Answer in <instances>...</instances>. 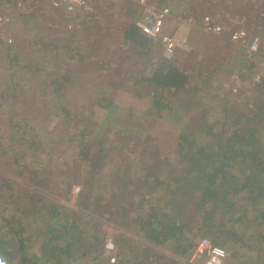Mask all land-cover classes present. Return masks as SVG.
Masks as SVG:
<instances>
[{
    "label": "trees",
    "instance_id": "obj_1",
    "mask_svg": "<svg viewBox=\"0 0 264 264\" xmlns=\"http://www.w3.org/2000/svg\"><path fill=\"white\" fill-rule=\"evenodd\" d=\"M219 1L203 0V5L198 4L190 9L198 13L190 15L198 14L195 17H199L208 14L219 18L224 14L219 8ZM236 1L234 5L238 6L239 0ZM0 2L11 3V0ZM192 2L193 0H177L175 4L187 7ZM242 3L264 9V0H242ZM96 14L100 17L108 15L106 10L102 14ZM94 17V25H91L89 33L93 34L97 42L91 43L92 39H89L90 35H86L83 27L78 30L77 37L83 36L84 40L78 41L74 53L71 52L69 59L75 62L73 67L80 69L79 66L85 65L87 60L99 62L103 70L99 65L93 64L84 69H90L88 74L95 69L109 77L118 75L116 73L126 75L136 64L137 74L126 75V79L137 89L136 97L149 98L151 108L159 115V124L171 123L174 126L169 125L176 131L171 155L160 160L162 163L159 167L167 166V170L158 174L157 171L150 173L144 169V179L141 180V184L146 187H151V183H154L153 187L166 183L167 193L157 198L150 196L123 200L125 207L118 208L124 212L119 211L115 215L121 222L120 228L146 244H139L126 235L118 236L114 245L117 252H120L121 259L118 258L115 264H185L181 261H189L193 257L197 241L203 238L217 247L231 251L230 264H234V261L236 264H264V100L255 99L251 108L244 106L241 107L243 109L233 106V102L217 104L212 110L201 107L205 102L200 94L204 91L206 80L194 83V75L178 65L179 62H162L159 44L142 34L134 24L125 22L118 26L121 32L118 28H114V31L112 27L107 29L101 26L102 23L109 24L107 18L99 20ZM260 17L263 15L247 18V28L261 31L264 42V19ZM40 43L42 46L52 47L43 40ZM218 47L219 45L216 49ZM58 48L65 49L62 48L61 41L60 44L56 42V49ZM9 58L11 61L9 60L7 68L11 72L18 58L12 54ZM47 59L49 64L55 61L54 58ZM244 61L245 71L252 76L257 71L256 64L247 65L246 62L250 61ZM111 62L116 63V68L108 66ZM39 68L31 66L26 70L34 72L31 76H37L39 72L45 73L41 77L44 78L47 92L45 98H49L43 104L46 112L55 107H59L60 111L64 110L63 104L74 100L70 98V90L64 86L63 81L56 82L50 76L48 68ZM7 85V80L0 85L1 108L6 101L13 103L18 99V89L14 85ZM254 86L255 92L264 90V74ZM30 92L26 89V97ZM191 92L194 93V98L191 96L192 99L184 103V97ZM106 99L99 95L97 101L91 103L87 113L75 104L74 109L78 113L62 112L65 113L66 122L74 125L73 138L70 140L74 155L68 161H72L76 167L73 169L76 175L70 180L81 179L83 183L84 194H81L77 202L82 211L89 209L88 201L92 197L89 191L93 190V183H97L102 177V172L108 168L110 181L113 182L118 174L116 167H107L110 162L105 166L94 165V160H104L101 152L103 145L97 142L104 127L93 121V112L97 106L104 107L102 104L107 102ZM197 105L202 112L194 116L193 110ZM26 106L24 104L22 108L23 118L19 116L24 120L23 126L18 123L20 121L17 117L6 124L9 129L14 130L10 139L19 146L14 152H21L18 156H13L14 152L11 155L13 167L16 168L15 176L27 178V183L36 189H51L54 185L47 182L48 161L41 152L44 150L43 146L35 143L40 139L31 137L28 132L29 114ZM170 112L176 116L171 120L168 119ZM75 121L81 124L75 125ZM142 129L145 128L125 126L121 130L126 134L140 133L143 137L145 131ZM4 141L0 139L1 143ZM5 155L0 150V163L4 162ZM170 174L173 177L166 179ZM0 182V264H81L85 258L88 264H110L108 259H104L106 237L103 238L99 232L90 237L82 227L84 218L80 213L41 196L32 198L31 204L27 205L23 187L20 188L24 198H21L19 204H22L21 211L13 212L11 202L16 185L3 177H0ZM67 184L68 181H62L57 186L61 188ZM28 192L31 193L30 190ZM112 209L115 211V208ZM36 223L39 225L38 229L35 228ZM155 248L164 249L172 257L163 255ZM195 261L196 264H201L202 258Z\"/></svg>",
    "mask_w": 264,
    "mask_h": 264
},
{
    "label": "rangeland",
    "instance_id": "obj_2",
    "mask_svg": "<svg viewBox=\"0 0 264 264\" xmlns=\"http://www.w3.org/2000/svg\"><path fill=\"white\" fill-rule=\"evenodd\" d=\"M52 1L11 0V3L4 2L1 5V11L8 13L12 18V24L7 33L12 40V44L4 47L2 42L4 38L0 36V85L7 80L9 82L8 87L14 85L16 90L18 89V92H16L18 99L16 98L13 103L6 101L5 106L3 108L0 107V139L5 140L3 143L0 142V150L6 153L3 159L4 162L0 163V177L9 179L16 185L13 192L14 199L11 202L13 204L12 211H21L20 207L22 204L20 206L19 204L23 197L21 196L20 191L22 190L20 188L23 187L24 192H26L24 198L27 199V201L25 200L27 205L31 204L32 198L35 199L41 196L65 207L72 208L78 214L80 213L84 218L83 223H81L82 227L90 237L99 232L103 238H109L114 245L115 238L126 235L130 239L137 241V243L144 245L145 242L132 237L131 234L125 233L120 228L121 222L117 220L115 215L120 211L118 210L119 207H125V204H122L123 200L143 199L150 196L157 198L159 195L167 193L166 183L156 185V187H153L154 183H151V187H146L141 184V180L144 179V169L150 173L157 171L158 174L167 170V166H159L163 157L171 155L173 139L176 133L171 126L174 125L169 122L171 126L169 124L163 125V122L159 124V115L151 108V101L146 99V97H136L137 89L126 79L127 74H137L136 64L131 67L126 75L122 76L116 73L118 75L114 74L108 77L105 73H99L95 69L92 70L94 72H90L91 74L87 73L90 70L89 68L84 69L86 66L93 64L99 65L103 70L102 64L99 62H89L87 60L85 65H80V69L77 67L76 69L73 67L75 62L69 59L71 52L74 53L78 41L84 40L83 36L77 37L80 28L83 27L86 35H90L89 39L93 40H91V43L97 42L93 34L89 33L91 32V25H94L92 21L95 18L94 16L99 20L107 18L109 24L102 23L101 26L107 29L112 27V30H114V28H118L116 25H120L124 20L135 22L141 16V13H137V5L133 2L134 0H120L113 7L104 5V9L99 7L100 10L96 13L102 14L103 10H106L108 15H104L105 17H100V15L93 13L95 11L93 7L88 15L93 14L94 16H85L86 14L79 12H77L79 14L67 15L54 9L51 5ZM148 1L156 6L170 8L172 15L165 22L164 32L173 36L181 45V48H185V51H178L172 63L179 62L178 65L194 75L192 76L195 79L194 83L206 80L204 91L200 94V97L205 102L201 107L212 110L216 108L217 104L233 102V106L243 109L241 107L244 106L251 108L255 99L264 100L263 89L256 92L253 90L255 89L254 85L260 82V79H256V75L261 76L264 74L263 34L259 30L255 31L247 28V18L263 15L260 18L264 19V9L260 10L257 6L253 7L251 4H243L242 0L238 1V6L234 5V3H237L236 0H230L229 4L228 0H220L218 4L220 10L224 13H222L223 16L216 18L207 14L195 17L198 14H190L198 12L190 11V9L198 4L203 5V0H193L191 5L187 7L185 5H176L175 1L177 2V0ZM17 2L21 3L23 10L15 8ZM205 17L210 18L221 26V33L209 34L203 31L201 20ZM191 18L196 21L194 24L187 22ZM219 19L226 22V24H221L222 22ZM242 29L247 32L246 44L254 36L259 39V45L261 46H259V50L253 58L247 59L250 62H246L247 65L256 64L257 71L252 76L248 75L245 71L247 69L243 65L244 59L246 60L243 55V46L235 45L230 41L233 32ZM110 37L109 35L108 38ZM41 40L44 43L48 42L47 44H51L52 47L42 46ZM60 41L62 48L65 47V49H56V42L60 44ZM217 45L219 47L216 49ZM108 48H111V46L108 45ZM96 50L100 49L96 48ZM11 54L18 59L16 64L15 62L14 64L12 63V71L8 72L7 64L11 59L9 58ZM47 57L54 58L55 61L49 64ZM31 66H39V70L48 68L50 76L56 82H64V86L70 90V98L74 99L63 104L64 110L60 111L59 107H55V109L46 112L43 104L49 98H45L47 92H45L46 87L43 83L44 78L41 77L45 73L39 72L37 76H31L34 72L26 70L30 69ZM108 66L116 68V63L111 62ZM62 76L65 77L62 78ZM26 89L31 91L28 97L25 94ZM99 95L107 98V102H103L102 105L104 107L102 108L98 106L94 108L93 121L97 125L101 124L106 115L109 114L107 117L111 119L117 115L111 114L113 110L109 108L112 102L118 103L129 108V116L126 119L125 126H141L145 128L142 130L147 133V137L143 138L137 134H126L114 123L106 127V131L97 140L99 145H103L101 152H103L104 160H94V165L97 167L98 165L105 166L106 163L110 162L107 167L117 168V178L115 182L110 181L108 168L103 171L102 177L99 178L97 183H93V190L90 189L89 191L92 196L91 200L88 201V204H90L89 209L82 211L79 209L77 202L84 190L83 183H81V179L70 180L76 175L73 171L76 167L72 164V161H68L69 157L74 155L73 147L70 143L73 138L72 128L74 125L66 122L65 113L62 112H66V114L78 113L77 109H74L75 104L79 109H83L87 113L88 110L90 111L91 103L96 102ZM191 96L194 98L193 92L184 97V103L192 99ZM51 103L50 100L49 104ZM24 104L28 106H26L29 114H27L29 116L28 132L31 137L40 139L39 141L36 140L35 143L43 146L44 150H41V152L48 161L47 182L54 185L51 189L49 187L36 189V187L30 186L29 182L27 183V178L15 176L16 168L13 167L12 159L13 156L21 155V152H14V149L19 146H16L10 139V134L14 133V130L9 129L6 124L12 118L17 117V120L20 121L18 123L23 126L24 123L22 121L24 120L21 118H23L22 108ZM201 107L195 106L193 110L194 116L202 112ZM170 113L168 119L176 117L173 112ZM19 116L22 117L19 118ZM79 124L81 123L76 122L75 125ZM12 152H14V155ZM149 172L148 176L150 175ZM171 177H173V174L165 178L169 179ZM62 181H68V184L60 188L57 183L61 184ZM76 188H79L80 191L73 194V190ZM29 190L32 194L28 192ZM111 207L115 208V211ZM35 228H39L37 223ZM149 247L151 246L149 245ZM155 249H158L165 256L172 257L164 249ZM115 257L116 260L118 258L121 259V254L117 250ZM104 259L107 260L105 256ZM83 261L81 264H88L86 258ZM181 262L196 264L193 258L189 261Z\"/></svg>",
    "mask_w": 264,
    "mask_h": 264
},
{
    "label": "built area",
    "instance_id": "obj_3",
    "mask_svg": "<svg viewBox=\"0 0 264 264\" xmlns=\"http://www.w3.org/2000/svg\"><path fill=\"white\" fill-rule=\"evenodd\" d=\"M120 0H53L51 5L54 9H63L64 12L81 14L91 13L92 7L95 3L104 6L105 4H116ZM140 9L141 16L133 23L142 34L150 37L161 47L160 60L171 64L175 59L178 51H185L181 45L173 38L164 32V25L166 20L171 17V10L166 6H156L149 3L148 0H134L133 1ZM2 3L0 2V36L3 39V46L7 47L12 44V40L8 37L9 27L12 24V18L6 12L1 11ZM15 8L23 10L21 3L17 2ZM189 23L196 21L191 18L187 20ZM202 30L209 34H219L222 31L221 26L213 22L210 18L205 17L201 20ZM247 32L245 30H236L230 37L231 43L243 46L244 58L251 59L259 50V39L252 37L250 42L246 44ZM256 79H260L256 75ZM80 190L76 188L73 194ZM116 250L113 243L106 238L104 244V256L108 259L110 264L116 262ZM193 259L202 258L201 264H230L232 259V252L213 245L208 239L203 238L197 241L194 251ZM192 264V263H191Z\"/></svg>",
    "mask_w": 264,
    "mask_h": 264
},
{
    "label": "crops",
    "instance_id": "obj_4",
    "mask_svg": "<svg viewBox=\"0 0 264 264\" xmlns=\"http://www.w3.org/2000/svg\"><path fill=\"white\" fill-rule=\"evenodd\" d=\"M106 5H110V7H113L115 4H105ZM101 7L103 9V6L102 5H99L98 3H95L94 6H93V9L95 11H93V13H96L97 11L100 10ZM137 9V13L140 14L141 13V9L136 6ZM58 11L62 12V13H65V14H76L77 12L75 13H67V12H64L63 9H57ZM126 11V10H125ZM79 14V13H77ZM85 16H89L88 14H86ZM128 23V24H133L134 22H129V21H123L120 25H116V26H121L123 25L124 23ZM118 30L121 32V28L118 27ZM148 100H150L149 98H146ZM151 101V100H150ZM109 109H112L113 111L111 112V114L113 113V115L117 114L113 119L111 118H108L107 116L109 115H106L105 118L101 121V124L99 123V125H101L102 127H104V132L106 131V127L109 126V124H112L114 123L116 126L120 127V129L122 128H125V124H126V119L128 118L129 116V108H127L126 106H122V105H119L118 103H111L110 105V108ZM105 125V126H104ZM128 128V127H126ZM103 132V133H104ZM137 135L141 136L140 133H136ZM133 135V134H131ZM143 137H147V133H144L143 134ZM234 264H236V261H234Z\"/></svg>",
    "mask_w": 264,
    "mask_h": 264
}]
</instances>
